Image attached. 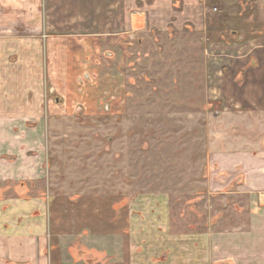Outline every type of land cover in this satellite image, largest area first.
I'll return each instance as SVG.
<instances>
[{"label": "rangeland", "instance_id": "374dc122", "mask_svg": "<svg viewBox=\"0 0 264 264\" xmlns=\"http://www.w3.org/2000/svg\"><path fill=\"white\" fill-rule=\"evenodd\" d=\"M137 3L143 28L90 84L94 106L50 115L51 264H193L206 234L248 229L240 179L215 172V155L264 151V120L245 105L262 98L210 61L260 49L264 0Z\"/></svg>", "mask_w": 264, "mask_h": 264}, {"label": "crops", "instance_id": "0c3cea01", "mask_svg": "<svg viewBox=\"0 0 264 264\" xmlns=\"http://www.w3.org/2000/svg\"><path fill=\"white\" fill-rule=\"evenodd\" d=\"M138 1L0 0V264H51L57 234L47 179L50 115L58 107L94 106L90 84L114 75L112 65L125 62V35L143 28ZM238 44L223 42L224 52ZM257 47L246 43L243 55L210 63L229 66L233 80L246 77L248 92L257 83L263 104L245 105L264 120V41ZM261 150L215 155V172L240 179L236 193L249 207L248 229L206 234L209 246L194 247L193 264H264V195L255 194L264 190Z\"/></svg>", "mask_w": 264, "mask_h": 264}]
</instances>
